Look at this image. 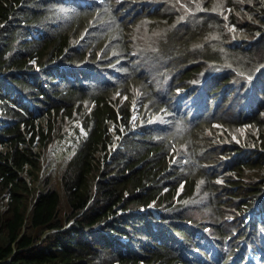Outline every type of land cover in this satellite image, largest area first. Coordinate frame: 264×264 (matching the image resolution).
Here are the masks:
<instances>
[{
	"label": "trees",
	"instance_id": "16d2710c",
	"mask_svg": "<svg viewBox=\"0 0 264 264\" xmlns=\"http://www.w3.org/2000/svg\"><path fill=\"white\" fill-rule=\"evenodd\" d=\"M146 1L101 0L81 8L80 20L66 25L59 0H0V114L6 118L0 115V143L11 144L6 162L0 161V262L217 264L211 258L200 262L207 252L198 242L206 235L222 251L227 239L241 246L253 238L259 242L254 235L264 231V216L247 218L249 201L264 192V150L238 145L233 133L239 136V124L231 123L254 121L259 138L250 133L248 142L264 147V117L248 115L254 99L192 124L177 116L172 95L160 91L168 82L198 83L193 97L212 85L227 89L230 97L236 86L252 92L250 79L264 63V33L240 46L229 27L240 31L249 25L243 6L252 10L257 0H185L186 5L154 0L143 8ZM259 20L264 24V16ZM41 29L54 30L46 42L40 40ZM80 64L86 69L80 71ZM64 65L75 71L65 72ZM214 65L226 73L217 77L213 69L208 75ZM101 68L108 75L115 71L120 80L106 89L95 85L91 80ZM82 78L86 86L75 87ZM263 82L264 77L254 85ZM123 94L129 100L123 102ZM133 103L144 118L138 120L139 131L127 133L123 148L102 170L111 122L122 114L130 128ZM51 108L68 124L67 116L80 118L88 135L77 143L60 189L46 183L34 203L36 188L21 173L27 162L35 173L38 162L32 146L23 148L21 142L30 133L31 145L39 133L45 143L60 136L57 129L45 134L35 124ZM161 108L173 121L163 129L152 119ZM214 121L225 126L222 132ZM72 139L74 149L77 137ZM225 153L230 157L223 158ZM219 176L227 183H218ZM181 184L187 195L176 200ZM6 194L10 201L4 205ZM151 200L162 210L159 217L136 211Z\"/></svg>",
	"mask_w": 264,
	"mask_h": 264
},
{
	"label": "clouds",
	"instance_id": "9594fccd",
	"mask_svg": "<svg viewBox=\"0 0 264 264\" xmlns=\"http://www.w3.org/2000/svg\"><path fill=\"white\" fill-rule=\"evenodd\" d=\"M61 2V5H59V9H61L64 12L63 17V24L68 25L70 22H72L74 19L78 18V12L83 7H91L93 5L99 4L101 0H59ZM109 0H102V2L108 3ZM154 0H147L143 3V8L146 6H149ZM182 4L186 5L185 0H179ZM159 7H161V4H159ZM92 8V7H91ZM232 10L231 7H229V11ZM160 11H162L160 9ZM163 12V11H162ZM243 12L245 15V19L249 22V25L244 26L240 31L237 30V27L235 25H231L229 27V33L231 40L240 46H243L244 44L254 41L258 38H260L264 33V24L259 19H256L254 16H251V10L245 6H243ZM250 17L255 18L256 21L251 22ZM80 20V19H79ZM40 32L42 33L40 40L43 42H46L47 39L51 34H53L54 30H45L41 29ZM34 66L38 68V63L36 60L32 61ZM65 72L72 73L75 70L73 68H70L68 66H63ZM80 71H83L86 69L85 64H80L77 67ZM215 69V72L217 73L216 76H223L226 71H223L218 65H214L212 69L208 72V75ZM259 72L255 71L254 76L250 79V90L252 92H241V88L239 86L235 87V94L230 97V94L228 93L227 89H222L219 86H210L206 87L205 91L202 96L193 97L192 91L194 90L195 86H198V83L188 85L186 87H173L168 82L163 85V88H161V92L169 93L172 95V97L176 100L174 106V111L177 113L178 117H183L188 119L192 124H196L198 122L204 123L207 121V118L211 114H216L220 108L230 109L234 110L237 109L235 107V103H243L248 102L252 99H254L253 105L251 108H248L250 113L248 115H259L264 117V82L261 83V86L259 88H256L254 85V82L257 80H260L264 77V63H262L259 66ZM80 71H77L79 73ZM111 73L108 75V72L106 69L101 68L95 73L94 79L91 80L95 83V85H99L100 88L106 89L109 87L110 84H113V82L119 81L120 75L117 73L114 74ZM206 75L205 77H207ZM204 77V78H205ZM203 78V79H204ZM85 78H82L79 83H73L75 87L77 88H83L86 86V82L84 81ZM54 84H59V82H55ZM231 85V84H229ZM61 87L66 88V83L61 84ZM216 88V91L211 93V90ZM26 100L29 99L24 96ZM129 100V96L127 94H123V102ZM226 102H231L228 105H224ZM4 106L2 99L0 98V108L2 109ZM201 106V110H199V107ZM139 105L137 103L132 104V113L130 116V128L127 127L122 120V114L119 115V120L111 122V141L108 143L107 150L103 153L102 158V170L104 168L105 164L111 163L113 160L114 155L116 152L123 148V140L124 137L127 135V133L130 130H133L134 132H138L139 129L137 128V123L141 115V111L139 110ZM242 110V109H240ZM200 111V113L198 112ZM56 109L51 108L48 110H45L40 116L35 118V124L37 127L42 129L44 133L46 134V131L50 130H59L60 136L59 137H49L48 142H44V138L42 139L43 135L41 133L36 134V138L33 141L32 145L30 144L28 138L32 133L27 135V139L23 142H21V146L23 148H30L32 146L33 151V157H35L36 161L38 162V165L40 163H45L46 160H48V155L45 156L43 153H45L48 150L49 153H54L57 155H60L64 152H67V149L70 151V157L67 161L66 167L64 170L67 169L68 163L73 159L74 155L76 154L77 150V143L80 142L81 137L87 136L88 132L85 128L83 121L78 118H70L67 116V119L69 120V124L65 120V118L56 117ZM4 121L6 120L5 116L0 114ZM170 114L167 113V111L164 110V108H161L158 112L155 113L154 116H152V119L159 122L160 129L165 128L166 126L172 125L173 121L170 119ZM141 121L144 120L143 116H141ZM231 123H237L239 124L238 131L239 136L236 133H233V139L234 141L243 147L246 150H255L260 149L264 150V147L262 145L258 146V144L254 141L248 142V136L250 133H253L256 137L259 138V135L257 134L255 130V123L254 121H241L238 120V118L231 119ZM68 124V125H67ZM213 125L222 132L224 130V125L218 121H214ZM193 126V125H192ZM1 127V126H0ZM65 128V132H62V129ZM73 137H77V142L75 143L76 148L72 149L70 145L73 144ZM55 139V141H54ZM261 142V140H260ZM42 144V152L37 149V144ZM11 150V144L8 140H5L0 143V161L1 163L6 162V155ZM238 155L237 152H233L232 156L236 157ZM223 158H229L230 156L228 154H222ZM240 162L246 163L247 158L241 160ZM37 165V167H38ZM35 167V173L33 172V165L30 162L25 163L24 168L22 170V177L25 181H27L29 186L36 188V193L31 195L32 201L35 203L38 199V197L44 192V186L48 182L55 183L56 186L60 189L61 185V179L60 182L53 181L50 177L46 179L45 181H42L40 185H35L33 181L37 180L39 178V174L36 173ZM63 170V171H64ZM54 170L51 171V173ZM62 171V172H63ZM50 173V175H51ZM62 175V174H61ZM218 183L226 184L227 180L224 176H219L217 178ZM183 195L184 197L187 195V191L184 187V184H181L176 192L175 199L178 200L179 196ZM10 201V195L6 194L4 198V205H6ZM264 192L255 197L254 199H251L249 201V211L248 213L250 216L247 218L249 221L250 218H260L264 216ZM147 210L152 211L157 217L161 215L162 210L157 207L156 200H151L146 206L141 205L139 209L136 211L138 212H145ZM124 209L120 208L119 212H123ZM72 221L68 222L64 228L68 227ZM252 223L249 224L251 228ZM251 230V229H250ZM257 239H259V242L254 241V238L245 243L244 246H241L240 244H231V240L227 239L224 242V245L226 246V249L222 251L220 247L216 244L214 239L206 235L203 237L199 242L198 245L200 248H202L204 251L207 252V255H204V258L200 261H206V259H213L217 264H264V231L261 233H257L254 235ZM11 260L8 259L6 261H1L0 264L8 263Z\"/></svg>",
	"mask_w": 264,
	"mask_h": 264
},
{
	"label": "rangeland",
	"instance_id": "374dc122",
	"mask_svg": "<svg viewBox=\"0 0 264 264\" xmlns=\"http://www.w3.org/2000/svg\"><path fill=\"white\" fill-rule=\"evenodd\" d=\"M250 14L251 16H254L256 19H259L262 16H264V0H257L255 3V7L251 10ZM255 18L250 17L251 22L256 21ZM36 147L41 151V153H43L42 144L38 143ZM65 149H67V152H64L60 155L54 153L48 154V150L45 153H43L45 156L48 155L47 158L48 160H46L45 163H41L40 160V163L36 168V173L39 174V178L33 181L35 185H40L42 181H45L49 177L53 181L60 182L62 171L65 169L67 161L71 154L68 148ZM52 170L54 171L51 173ZM58 184L60 186V183Z\"/></svg>",
	"mask_w": 264,
	"mask_h": 264
}]
</instances>
